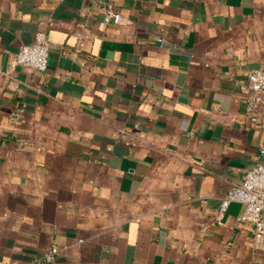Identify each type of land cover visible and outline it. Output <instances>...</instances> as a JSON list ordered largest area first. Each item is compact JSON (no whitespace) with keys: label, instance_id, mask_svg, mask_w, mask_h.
I'll list each match as a JSON object with an SVG mask.
<instances>
[{"label":"crops","instance_id":"1","mask_svg":"<svg viewBox=\"0 0 264 264\" xmlns=\"http://www.w3.org/2000/svg\"><path fill=\"white\" fill-rule=\"evenodd\" d=\"M111 1L124 21L0 0V264H264L244 205L219 214L261 159L237 81L264 62V0ZM38 30L45 70L14 62Z\"/></svg>","mask_w":264,"mask_h":264},{"label":"built area","instance_id":"2","mask_svg":"<svg viewBox=\"0 0 264 264\" xmlns=\"http://www.w3.org/2000/svg\"><path fill=\"white\" fill-rule=\"evenodd\" d=\"M103 12L104 22L120 23L124 16L111 0H96L95 2ZM157 40L164 42V36L158 35ZM50 39L44 30H38L32 42L24 44L14 57V62L33 70H45L48 66ZM240 89L247 93V111L251 114L264 104V62L248 72L246 81H237ZM253 119L255 117L253 116ZM260 161L251 167L243 176L242 181L234 183L223 196L219 214L227 209L232 201L244 205L240 220H246L254 225L255 235L264 234V144L259 148ZM222 223V221H220ZM58 246H53L44 257L51 261L58 253Z\"/></svg>","mask_w":264,"mask_h":264}]
</instances>
